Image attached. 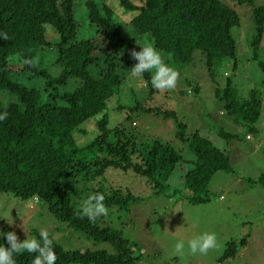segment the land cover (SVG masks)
I'll return each instance as SVG.
<instances>
[{"label":"trees","instance_id":"1","mask_svg":"<svg viewBox=\"0 0 264 264\" xmlns=\"http://www.w3.org/2000/svg\"><path fill=\"white\" fill-rule=\"evenodd\" d=\"M109 1L0 0V34L8 36L7 40L0 38V91L16 95L7 105L0 101V114L8 113L7 119L0 121V194L11 192L23 200H39L59 221L114 248V252L65 249L50 235L55 264H142L145 258L120 230L101 225L100 217L94 223L82 217L79 205L83 190H77L80 180L93 181L110 168L132 170L147 177L161 192L169 188L177 171L183 184L176 193L182 190L192 203H205L214 175L220 170L232 171L227 152L202 131L187 135L188 125L179 121L177 135L186 141L188 150H179L160 138L140 141L135 119L124 123L132 112L126 113L124 121L110 124L108 101L121 92L131 76L136 61L130 51H140L145 42L178 71L193 61L196 51L205 57L212 79L218 60L229 57L237 65L238 45L232 30L241 25V16L236 7L223 0H118L112 5ZM233 1L253 6L252 46L259 49L264 41V3ZM117 8L124 15L135 14L125 22ZM46 24L52 25L59 37L49 39ZM43 50H54L53 57L57 55L55 60L61 67L57 75L41 64L39 53ZM25 60H34L35 65L29 66ZM25 72L32 78H43L44 85H26L12 78L13 73ZM153 72L142 77L151 99L158 93L151 84ZM74 79L78 83L66 89ZM190 91L197 93L200 87ZM215 94L236 121L255 123L261 117L263 102L258 89L242 100L228 79L224 88L215 87ZM119 108L124 107L120 104ZM151 109L143 103L130 107L131 111ZM163 114L179 119L174 109ZM251 131L256 128L251 127ZM217 133L227 140L238 137L224 128ZM103 191L94 188L92 194L102 193L107 206L126 208L137 198L130 189ZM8 231L7 225L0 227V244L5 247L8 243L3 235ZM248 242V237L228 241L220 261L236 256ZM13 258L16 264H31L34 254L25 251Z\"/></svg>","mask_w":264,"mask_h":264},{"label":"rangeland","instance_id":"2","mask_svg":"<svg viewBox=\"0 0 264 264\" xmlns=\"http://www.w3.org/2000/svg\"><path fill=\"white\" fill-rule=\"evenodd\" d=\"M223 1L236 7L241 16V25L232 30L238 45L237 65L229 57L218 60L212 79L205 57L201 51H196L193 61L179 70L175 89L158 91L151 99L147 96L144 79L130 76L123 83L121 92L108 101L110 124L113 126L124 121L126 113L132 112L131 119L124 123L131 124V120L135 119V131L140 141L160 138L179 150H188L186 141L177 135L181 121L188 125L187 135L198 129L225 150L232 171L220 170L214 175L207 191L209 200L192 203L182 190L176 193L175 190L183 184V178L177 171L170 179L169 188L161 192L153 188L147 177L132 170L110 168L93 181L78 182L77 190H83L81 200L91 195L94 188H102L103 193L117 188L130 189L137 197L131 199L126 208L106 205L109 212L100 217V223L120 230L134 241L145 256L142 264H264V67L260 64L264 63V41L257 50L252 46L255 35L253 6L233 0ZM109 2L117 4L118 0ZM255 3L259 5L264 0H255ZM122 12L121 8H117V13L125 22H129L135 14L124 15ZM46 29L49 39L59 37L52 25L46 24ZM54 53V50H43L39 57L42 58L41 64L57 75L61 67L55 60L57 55L53 57ZM12 78L26 85H44L43 78H32L28 72L13 73ZM228 79L233 81L239 99H247L253 89L260 91L263 106L257 122H238L225 111L224 101L216 97L215 87L224 88ZM78 81L72 80L66 89L72 88ZM196 85L200 91L191 92L190 89L193 90ZM15 100L16 95L0 91V101L4 105ZM138 103L152 109L149 112L131 111L130 107ZM120 104L126 109L119 108ZM166 109L176 110L179 119L165 116L163 112ZM251 127H255L256 131H251ZM220 128L236 133L238 137L227 140L218 135ZM8 222L13 223L9 225ZM4 225L15 231L20 241L27 238L25 233L29 238L38 239L41 229H47L65 249H107L114 252L111 244L95 242L83 231L59 221L45 203L34 198L23 200L11 192L0 194V227ZM204 232L216 234V247L207 254H192L188 241ZM244 237L249 238L247 245L241 246L236 256L220 261L227 242L232 239L240 241ZM180 240L184 241L185 247L181 254H177L175 245Z\"/></svg>","mask_w":264,"mask_h":264},{"label":"clouds","instance_id":"3","mask_svg":"<svg viewBox=\"0 0 264 264\" xmlns=\"http://www.w3.org/2000/svg\"><path fill=\"white\" fill-rule=\"evenodd\" d=\"M0 38L8 39L7 33L0 34ZM140 51L132 49L130 57L136 63L130 69V75L133 78L140 79L145 72L154 70L151 77L153 88L160 92L170 91L176 88L180 73L174 67L165 62L162 53L151 43L145 42L140 46ZM25 64L34 66V60H25ZM7 112L0 114V121L6 120ZM249 137V136H248ZM82 217H87L90 222H95L98 217L106 216L109 212L105 205V196L102 193L95 192L84 199L80 205ZM9 223V222H8ZM13 223V222H12ZM12 223H9L11 225ZM26 239L20 241L15 231H8L3 236L6 237L8 246L0 244V264H16L13 256L22 252L34 254L31 264H55L57 256L53 248V238L47 229H41L40 239L29 238L25 233ZM217 245L215 233L204 232L188 241V248L192 254H207L210 249ZM185 244L180 240L175 245L177 254H181Z\"/></svg>","mask_w":264,"mask_h":264}]
</instances>
